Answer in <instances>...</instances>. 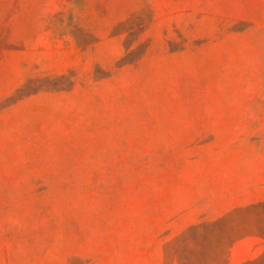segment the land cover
I'll return each instance as SVG.
<instances>
[{
    "label": "rangeland",
    "instance_id": "rangeland-1",
    "mask_svg": "<svg viewBox=\"0 0 264 264\" xmlns=\"http://www.w3.org/2000/svg\"><path fill=\"white\" fill-rule=\"evenodd\" d=\"M0 264H264V0H0Z\"/></svg>",
    "mask_w": 264,
    "mask_h": 264
}]
</instances>
